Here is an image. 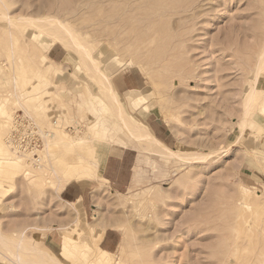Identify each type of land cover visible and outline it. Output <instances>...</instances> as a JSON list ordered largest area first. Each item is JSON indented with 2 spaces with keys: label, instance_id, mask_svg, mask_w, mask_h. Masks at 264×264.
I'll list each match as a JSON object with an SVG mask.
<instances>
[{
  "label": "rangeland",
  "instance_id": "rangeland-1",
  "mask_svg": "<svg viewBox=\"0 0 264 264\" xmlns=\"http://www.w3.org/2000/svg\"><path fill=\"white\" fill-rule=\"evenodd\" d=\"M0 13L9 18L0 19V264H36L26 242L53 264H264V74L244 120L264 52V0H0ZM27 14L72 25L111 83L131 86L112 84L126 117L170 132L167 147L184 157L157 154L121 130L99 71L60 43L51 54V37L19 20ZM17 116L41 136L36 154L12 148ZM98 149L129 182L114 190L105 165L102 179L87 178L86 216L58 187L65 158L89 156L93 174ZM96 212L104 235L120 236L112 254L83 230Z\"/></svg>",
  "mask_w": 264,
  "mask_h": 264
},
{
  "label": "bare ground",
  "instance_id": "bare-ground-1",
  "mask_svg": "<svg viewBox=\"0 0 264 264\" xmlns=\"http://www.w3.org/2000/svg\"><path fill=\"white\" fill-rule=\"evenodd\" d=\"M102 7H104V6H102ZM101 10H103V9H101ZM110 14H112V13H110ZM1 16L2 17H6L7 19H9L8 16H7V14L4 15V13L3 14L0 13V19H1ZM32 16H29L30 18L29 17L27 18L25 16H23L25 18H21V16H20L19 20L20 21L21 20L25 21L26 24H27L26 26L30 25V26L37 27V28H39L40 33H43V34H46V35L50 36L51 37L50 40L48 39L50 42L47 43V47L48 48H50L54 43H60L66 49H74V50H76V53L78 52L80 55H82V56H80L82 59L83 58H86V59H88L90 61L91 66H92V69H96V70L99 71V76L101 75V80H102V85H100V86H102L101 88H103L105 90H108L109 93H111L110 95L112 97H111V100L109 102L113 106L116 107L114 109L117 110V116L120 119V124H121L120 127H121V130H123L124 132L132 135L135 140H137L139 142H142L144 144H148L150 146L151 150H153L157 154L164 155V156H167V157H170V158H175V159H182L184 157L182 155L181 151H174V150H171L168 147L164 146V144H162L159 140H157L154 137V135L149 131V129L146 126L136 125V124L133 123L132 120H130L129 118H127L128 116L126 117V113H124V111H123V109H122V107L120 105V101L116 97V96H118V93L113 88V85H112L113 83H111L110 77L108 75L104 74L101 71L100 66H99V64H101V63H98L97 62V60L95 59L94 54H93L91 48H89L86 45H84L85 43L82 40L81 41L83 43L80 41V38H78L79 35L78 36L76 35V34H79V32L76 31L77 33H75L73 31V28L74 27L72 28V25L69 26V25H67L65 23L66 21L65 22L64 21H61V20L57 19V17L51 16V15H45L44 17L43 16L42 17H32ZM20 21H18L17 23H19L20 25H22L20 23ZM105 21H106V19H105ZM17 23H16V25H19ZM24 23H23V26L25 25ZM30 26H28V27H30ZM104 26H105V24H104ZM110 32H112V31H110ZM111 37L112 36H110V38ZM90 46L92 47L93 45L91 44ZM45 56L46 55H44V57ZM67 56H69V54H67ZM47 58H48V56H47ZM84 60H83V63H84ZM91 66H88V67H91ZM263 74H264V52L261 54V56H260V58L258 60L257 69H256V73H255V79H254V82L252 81V84H251V87H250V91L248 92V95L246 97V101H245V104H244V120H246L248 118V115H249L250 110H251V105L253 103H256L258 101V99L260 98L261 93L263 92L262 90H259L258 89L259 87L256 86V83L258 82L259 77L261 75H263ZM103 81L104 82L106 81L105 83H107V84L105 85V83ZM98 84H101V82L98 83ZM129 93L131 94V92H129ZM132 93H135L136 94V98H135V101L136 102H138V101L141 102V101L145 100L144 99V96L141 95V94H137L136 91H133ZM105 94H106V92H105ZM107 95H108V93H107ZM103 96H104V94H103ZM144 109L146 111H148V112L150 111L147 106L144 107ZM115 113H116V111H115ZM103 132H104V130H103ZM79 140H82V139H79ZM10 144H12V148L14 150L18 151L17 150L18 147H16L15 145H13V143H11V142H10ZM101 152L102 151L100 149H98L96 153L94 152V163H95V165L93 166L94 168L93 167L91 168L92 170L94 169L93 170L94 171L93 174H89V172L85 169V166L86 167L87 166H90V165H88V163H90V161H91L89 156H88L87 159H86V157H84L83 159L80 157L78 159H71L70 161H69V158H65L63 160V162H65V164H66L65 166L66 167H65V169L63 171L64 176H63V178H62V180H61V182L59 184L58 191L61 192V190L68 183H70L73 180H77V179L78 180H84L82 183H89V180H87V178H90V179L91 178H98L99 180L102 179V171H103V168H104V165H105V162H106V158L107 157H106L105 154H102ZM21 153L22 154H30L31 155V154H33V151H24V152H21ZM9 159L10 160L6 161L5 163H7L9 165H13V164H15L17 162L14 159H11V158H9ZM34 159H35L34 161H36V162L39 160L38 158H34ZM80 159H82V160H80ZM31 167H32V165H31ZM28 169H31V168H28ZM12 170H14V169H12ZM26 174H29V172H27ZM26 176H28V175H26ZM104 190H106V189H100L99 190V193L103 195L104 192H105ZM246 193H247V191H246ZM72 206H74L75 210H78V211L81 210L80 205H76L75 204V205H72ZM94 218H95L94 222L90 223L88 225V227L86 229H83V230H86V233L92 238V241L93 242H95L96 244H99L100 240L102 239V237L104 235V232H105V229H106V225L104 224V220H103L102 214L100 212H96L94 214ZM123 229L126 231L125 228H123ZM128 236L129 235H127L126 237H128ZM257 241H258V239H257ZM28 243L26 242V244L24 245V249L27 250V251H29L32 254V256H33V260L32 261L33 262L35 261L36 264H53V263H49V260H51V259H48V258L50 257V258L53 259L54 257H52L49 254L48 255L41 254L40 252H44L43 250L39 249V247L37 245L33 244V243H29V244ZM258 248H259V246H258ZM63 250L65 252H70L71 253V251L68 249V243L67 242L64 243ZM32 256L30 255L29 258L31 259ZM15 257H18V256H15ZM15 257H13V258H15ZM16 259H19V258H16ZM20 259H21V257H20ZM58 263H60V262H58ZM241 263L242 262H240L239 264H241ZM88 264H96V263L95 262H90Z\"/></svg>",
  "mask_w": 264,
  "mask_h": 264
},
{
  "label": "crops",
  "instance_id": "crops-1",
  "mask_svg": "<svg viewBox=\"0 0 264 264\" xmlns=\"http://www.w3.org/2000/svg\"><path fill=\"white\" fill-rule=\"evenodd\" d=\"M52 48V47H51ZM49 49V51H51V54L53 53V55H55V57L57 56V53H55L56 51H54V48ZM48 51V52H49ZM113 85L115 87V89L119 90V91H125V90H130L131 86H128L123 80L121 79H116L115 83L113 81ZM156 126V125H155ZM149 131L154 135V137L159 140L162 144H164L166 147V144H171L173 142L172 136L170 134V132H165L164 134H162L161 136L159 135V133L156 130V127L150 126L148 127ZM160 138V139H159ZM117 147V146H115ZM112 150H109V154L110 153H114V151L116 149L111 148ZM118 153V152H115ZM108 154V156H109ZM124 154L121 156H117L116 158L121 159L123 158ZM124 160V159H123ZM109 160L107 157L106 163H105V168L103 171V177L107 179V181H109L113 187L114 190H122L124 188H126V186H128V183L124 182V179H127L129 182L128 177H124L126 176L125 173L126 171H124L122 173V171L120 172V174L116 175V174H112L111 173V166L109 164ZM134 176L137 175L136 172V168L134 171ZM108 174L107 177H105V175ZM95 181V180H94ZM92 182V181H91ZM90 183V182H89ZM89 183H81L79 181H71L70 183H68L59 193L60 194V198L61 200L65 201L68 204H76L77 203H81L82 207L84 208V212L85 215L87 216V205H86V201H88L91 197V190L90 187L87 186V184ZM80 200V201H79ZM90 205V202L88 203ZM51 234H48L46 239H45V247L47 248L48 251L52 252L54 254V250L55 248H57L58 244L56 242V240H52L50 239ZM120 243V236L116 233V232H106L105 235L102 237V240L100 242L101 244V251H103L106 254H112L111 252H114L117 250L118 246Z\"/></svg>",
  "mask_w": 264,
  "mask_h": 264
},
{
  "label": "built area",
  "instance_id": "built-area-1",
  "mask_svg": "<svg viewBox=\"0 0 264 264\" xmlns=\"http://www.w3.org/2000/svg\"><path fill=\"white\" fill-rule=\"evenodd\" d=\"M10 142L18 147V152L33 151V153L43 144L42 138L33 123L22 116H17L15 120Z\"/></svg>",
  "mask_w": 264,
  "mask_h": 264
}]
</instances>
